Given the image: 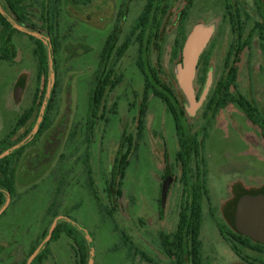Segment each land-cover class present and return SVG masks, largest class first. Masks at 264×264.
Instances as JSON below:
<instances>
[{
    "label": "rangeland",
    "instance_id": "rangeland-1",
    "mask_svg": "<svg viewBox=\"0 0 264 264\" xmlns=\"http://www.w3.org/2000/svg\"><path fill=\"white\" fill-rule=\"evenodd\" d=\"M154 1L143 58L173 91L199 145L198 157L188 152L185 189L172 116L153 94L138 137L146 0H0V264H175L161 236L173 239L197 175L203 264H264V240L244 228L248 209L264 206L262 0ZM226 5L238 12L242 47L230 92L257 108L255 121L233 102L212 103L235 63ZM115 29L104 67L118 83L93 117L101 52ZM192 40L200 45L188 94L182 74ZM217 224L241 238L235 251Z\"/></svg>",
    "mask_w": 264,
    "mask_h": 264
},
{
    "label": "trees",
    "instance_id": "trees-1",
    "mask_svg": "<svg viewBox=\"0 0 264 264\" xmlns=\"http://www.w3.org/2000/svg\"><path fill=\"white\" fill-rule=\"evenodd\" d=\"M264 6V0H262ZM154 0H146V4L141 15L138 18V27L140 33L138 36L139 44V59L138 66L141 73L144 76V89L142 94V102L140 106L139 115L137 118V131L138 137H141L145 127V118H146V107L147 101L150 94L160 98L167 106L174 123L175 134L178 142L179 152L177 153V160L181 164L182 170V181L184 189L188 187L187 172H188V152L193 151L194 155L198 157V142L196 138L191 139L185 128V119L184 114L179 106L177 98L175 97L173 91L162 84L158 79L154 68L150 66L143 58L146 52V40L145 36L149 30V23L151 21V15L154 13ZM226 14L230 16L232 21V27L236 32L237 45L234 47L235 63L232 65L229 70L226 78L220 80L217 84V89L219 92L215 94L212 103L214 104V110L225 107L229 102L237 104L247 115L251 121H255L254 117L258 114L257 108L252 105L243 96H233L230 92V87L236 79V69L237 63L240 60V54L242 52V47L240 44L241 40V27L239 20L233 23L235 17L237 18V10L235 16L230 14L229 5L226 6ZM257 28L260 30V36L264 38V23L257 24ZM118 39V31L115 29L108 37L106 38L101 56H100V67H102L99 75L96 79V83L93 88L91 104L94 109L92 116L96 117V110L100 107L105 91L108 87L112 88L118 83V79L115 81L112 80L113 70L110 68L105 69V65L109 60L116 41ZM128 43L125 42L120 50L117 52V55L120 56L127 49ZM39 57H43V52L39 47ZM42 62V61H41ZM227 65V62H226ZM258 125L263 128L261 122H257ZM128 145H132V140L130 137L126 138ZM118 162V167L121 168L126 163V156H122ZM123 175V173H121ZM202 186L199 181V176L196 177V182L191 187V200L188 206H185L181 209L179 213L178 223L176 232L173 236V239L170 240L168 236H161V243L165 253L175 258V264H203L198 246H197V232L201 224V195H202ZM119 193V192H118ZM3 203V195L0 193V207ZM218 225V230L222 236L229 235L231 238H225L231 245L232 242L230 239L236 240L238 242H243L239 236L231 232L224 225ZM68 235L71 232H67ZM189 243V247H188ZM232 249L235 251L236 248L232 245ZM189 261V262H188Z\"/></svg>",
    "mask_w": 264,
    "mask_h": 264
},
{
    "label": "water",
    "instance_id": "water-1",
    "mask_svg": "<svg viewBox=\"0 0 264 264\" xmlns=\"http://www.w3.org/2000/svg\"><path fill=\"white\" fill-rule=\"evenodd\" d=\"M198 40H192L185 50L184 70L182 74V86L184 90L190 94L189 83L193 74L196 62V54L199 48ZM246 225L244 226L250 237L258 240H264V206L256 204L248 209L245 215Z\"/></svg>",
    "mask_w": 264,
    "mask_h": 264
},
{
    "label": "flooded vegetation",
    "instance_id": "flooded-vegetation-1",
    "mask_svg": "<svg viewBox=\"0 0 264 264\" xmlns=\"http://www.w3.org/2000/svg\"><path fill=\"white\" fill-rule=\"evenodd\" d=\"M227 6V5H226ZM226 6H225V10H226ZM53 8H55V3L53 2ZM223 238H231L229 235H224ZM232 243H237L238 241L230 239Z\"/></svg>",
    "mask_w": 264,
    "mask_h": 264
}]
</instances>
